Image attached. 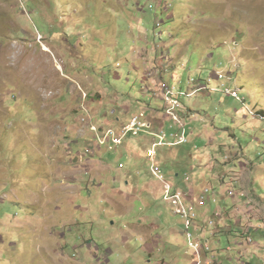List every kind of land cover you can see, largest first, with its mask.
Instances as JSON below:
<instances>
[{
    "label": "rangeland",
    "instance_id": "obj_1",
    "mask_svg": "<svg viewBox=\"0 0 264 264\" xmlns=\"http://www.w3.org/2000/svg\"><path fill=\"white\" fill-rule=\"evenodd\" d=\"M160 54L175 63L164 85L189 140L157 149L165 178L178 188L196 177L201 163L223 158L206 155L215 144L264 165V115L253 108H264V0H0V264L198 262L142 159L144 142L92 158L77 118L88 108L94 126L115 127L120 108L132 107L150 121L165 102L143 70ZM219 249L228 255L225 239Z\"/></svg>",
    "mask_w": 264,
    "mask_h": 264
},
{
    "label": "crops",
    "instance_id": "obj_2",
    "mask_svg": "<svg viewBox=\"0 0 264 264\" xmlns=\"http://www.w3.org/2000/svg\"><path fill=\"white\" fill-rule=\"evenodd\" d=\"M161 54L155 60V68L143 70V80L148 82L150 91L154 92V95L164 100V88H166L164 79L168 75L173 78L172 75L176 74L177 69L173 58L171 59L168 55L169 58L166 59L165 55L162 57ZM144 75L147 78H144ZM221 76L222 74L215 75L214 78L220 79ZM101 108L103 107L93 106L97 114ZM163 108L159 107L160 111L152 110L153 116L150 121H155L160 126L168 120L173 123V126L181 127L172 121L170 112H163ZM253 108L261 110L262 112L258 111V113L264 115L263 107L255 105ZM131 109L132 107L130 109L129 107L120 108L118 116H116V111H110L111 116H116L114 121L118 126L115 127H120L128 121L133 115L130 114ZM185 116L191 120L192 115L189 110ZM209 142L211 145L212 139H209ZM215 146L216 148L209 150L206 155L217 153L221 154L223 158L214 157L207 160L206 165L201 163L197 168L199 172L196 177H190L188 182L183 179L177 186L186 194L187 202L196 205L199 219L197 228L194 230L195 236L201 238L202 243H207L209 247L212 239H218L215 242L217 247L213 250L210 247L209 251H204L201 260H204V264H264V238H262V233H264V194L259 190L260 187H264V165L251 161H239L241 159L234 158L233 154L228 156L230 153L226 147L219 149L224 145L215 144ZM198 158L200 160L202 157ZM174 177H179V174L175 172ZM209 181L214 182V185H209ZM259 183L261 184L259 185ZM230 187H236L237 190L232 192ZM206 188L211 190L200 204L201 191ZM207 221H214V228L209 227ZM246 231L259 234V243L254 240L249 243V240H246L247 237L243 236ZM223 239L227 243L228 255L225 257L218 254L219 245ZM211 246L213 247L212 244Z\"/></svg>",
    "mask_w": 264,
    "mask_h": 264
},
{
    "label": "built area",
    "instance_id": "obj_3",
    "mask_svg": "<svg viewBox=\"0 0 264 264\" xmlns=\"http://www.w3.org/2000/svg\"><path fill=\"white\" fill-rule=\"evenodd\" d=\"M235 98V97H232ZM164 102L165 106L163 112H172L175 115L178 114V110L183 109L178 97L174 91V88L166 86L164 88ZM252 110H254L252 108ZM94 116L91 115V110L88 108H81L78 121L82 128H85L90 134L91 142L89 145L93 147V150L88 148L84 149V153H90L93 157L94 151L98 148L107 149L108 154H112L119 147L123 146L128 139H140L144 142V153H142V159L147 160L149 163V171L153 178L157 179L162 184V198L170 204L175 215L180 216L184 221V235L186 236L188 246L194 251V256L198 259L196 264H199L201 255L204 251H209L207 243H202V239L196 237L194 230L197 228V221L199 219L196 205L192 202H187L186 194L179 188L174 187L163 175L162 168L159 164L157 149L158 148H176L188 143L187 128L186 126L177 127L176 131L171 132L169 135L163 132L162 123L158 130L154 129L155 121H148L142 118V111L133 115L126 123L120 127L101 125H93ZM173 130V128H172ZM118 168L122 170L124 168L123 163L118 165ZM189 177H185L184 181L188 182ZM211 189L206 188L201 191L199 197V203L204 201L205 196ZM209 227L214 228V221L206 222ZM193 231V232H192ZM251 243V240H249Z\"/></svg>",
    "mask_w": 264,
    "mask_h": 264
},
{
    "label": "bare ground",
    "instance_id": "obj_4",
    "mask_svg": "<svg viewBox=\"0 0 264 264\" xmlns=\"http://www.w3.org/2000/svg\"><path fill=\"white\" fill-rule=\"evenodd\" d=\"M33 55V54H32ZM32 60V59H31ZM189 83L192 84L193 82L189 80ZM231 90V89H230ZM229 89H226L225 91H222V93H224L225 95H230V97H235L238 98V92L235 93L234 91H230ZM226 92V93H225ZM188 96V95H187ZM171 113V117H172V121L176 124V125H180V120H179V115H175L174 113ZM145 113H142V118L145 119ZM255 116H263V114H259L258 112L255 113ZM183 121V120H182Z\"/></svg>",
    "mask_w": 264,
    "mask_h": 264
},
{
    "label": "clouds",
    "instance_id": "obj_5",
    "mask_svg": "<svg viewBox=\"0 0 264 264\" xmlns=\"http://www.w3.org/2000/svg\"><path fill=\"white\" fill-rule=\"evenodd\" d=\"M258 111L262 112L261 110H258ZM78 117H79V115H78ZM78 117H77V118H78ZM106 124H107V123H106ZM107 125H108V124H107ZM110 126H111V125H110ZM80 128H82L81 125H80ZM187 130H188V129H187ZM86 133H88V132L86 131ZM83 138H85V136L82 137V139H83ZM85 139H86V138H85ZM92 158H94V157H92ZM89 159H90V158H88L87 160L89 161ZM186 177H188V176H186Z\"/></svg>",
    "mask_w": 264,
    "mask_h": 264
}]
</instances>
